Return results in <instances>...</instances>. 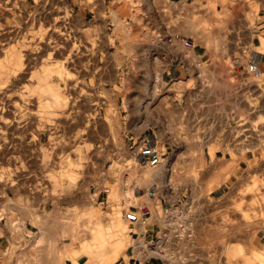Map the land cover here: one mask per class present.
<instances>
[{
	"label": "rangeland",
	"instance_id": "rangeland-1",
	"mask_svg": "<svg viewBox=\"0 0 264 264\" xmlns=\"http://www.w3.org/2000/svg\"><path fill=\"white\" fill-rule=\"evenodd\" d=\"M118 3L125 17L130 6V64H120L123 76L148 67L144 45L150 35H159L149 32V25L167 24L168 45L183 34L175 29L190 28L209 77L198 82V102L216 116L252 106L238 122L249 135L264 137V69L245 85L226 78L238 57L257 54L254 50L264 57V0H197L193 5L184 0H0V189L25 177L47 189L48 196L77 198L68 189L85 186L86 207L79 209L74 201L62 208L70 233L66 257L74 263L80 258L85 264H115L123 256L130 165L110 158L111 142L121 139L127 105L173 102L159 80H151L149 89V81L131 80L134 88L128 94L113 93L97 79L100 73L110 75L102 65L108 55L98 45L107 38L110 45L111 14ZM120 39L127 40V32ZM91 134L96 144L89 143ZM257 171L245 175L246 187L236 193L239 202L230 212L209 216L206 209L181 213L172 208L159 238L146 249L148 263L229 264L223 248L239 234L240 220L234 216L241 214L248 234L253 233L252 217L264 218V165ZM46 205L49 215L57 202ZM236 247L234 255L242 252Z\"/></svg>",
	"mask_w": 264,
	"mask_h": 264
},
{
	"label": "crops",
	"instance_id": "crops-1",
	"mask_svg": "<svg viewBox=\"0 0 264 264\" xmlns=\"http://www.w3.org/2000/svg\"><path fill=\"white\" fill-rule=\"evenodd\" d=\"M184 1L193 5L197 0ZM212 1L217 4L220 0ZM121 7L118 3L116 14H111L110 45L108 38L98 45L108 55L102 65L110 75L100 73L97 79L113 93L125 90L128 94L134 88L131 80L149 81L148 89L151 80H159L173 99L154 106L127 105L121 139L111 142L110 158L122 161L124 166L130 165L126 176L130 191L126 208L128 242L115 264H151L145 254L153 239L159 238L163 220L172 208L181 213L190 207L206 209L213 216L220 210L230 212L239 202L236 193L246 187L247 172L258 175V167L264 165V137L249 135L248 127L238 122L252 106L239 105L225 115L216 116L214 110L198 102L202 94L198 82L209 77L202 70L206 62L190 28L175 29L183 34L168 45L167 24L154 29L149 25L148 31L159 35H150L144 45L148 48L145 55L148 67L123 76L120 64L125 60L130 64V6L126 17L120 14ZM97 12L100 14L98 9L94 15ZM123 32H127V40L120 39ZM254 52L257 54L238 57L226 78H238L245 85L247 79L261 75L264 57L258 55L260 51ZM218 119L226 121L216 124ZM105 127L108 128L106 123ZM82 143L80 137L79 144ZM89 143H97L92 134ZM28 181L25 177L17 178L0 189V264H85L80 258L74 263L66 257L70 233L63 225L62 208L74 201L79 209L86 207V187L68 189L77 193V198L75 195L56 197L48 196L47 189ZM50 201H56L59 208L52 206L49 212L53 213L48 215L46 203ZM259 206L262 210V204ZM255 208L257 213L258 206ZM234 218L240 220L239 234L230 237L229 248H223L229 264H264L255 258L256 254L264 256V218L252 217L253 233L249 231V234L241 214ZM236 246L242 250L238 255L233 254Z\"/></svg>",
	"mask_w": 264,
	"mask_h": 264
}]
</instances>
